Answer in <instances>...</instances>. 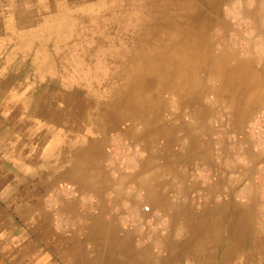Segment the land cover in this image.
Wrapping results in <instances>:
<instances>
[{
  "label": "rangeland",
  "instance_id": "374dc122",
  "mask_svg": "<svg viewBox=\"0 0 264 264\" xmlns=\"http://www.w3.org/2000/svg\"><path fill=\"white\" fill-rule=\"evenodd\" d=\"M230 1L231 9H223V19L218 22L219 25L228 23L227 28L220 31L211 27L207 34L224 38L223 45L217 44L216 48L220 50L223 46L226 58L235 54L240 59L252 58V67L239 68L238 72L232 70L235 68L232 62L218 60L217 75L221 80L202 79L200 86L205 95L192 94L188 99H181L177 94H164L165 110L143 108L134 113L118 108L103 112L100 106L117 88L118 64L126 61L131 30L143 15L138 10L139 0H0L2 140H5L4 134L11 131L13 118L15 135L19 136L25 119L35 122L29 133L36 130L38 122L66 125L70 131L65 130L64 138L71 132L95 134L108 128L110 155L119 169L129 172L137 169V160L146 155L138 135L144 130L165 126L161 132H156L155 149L159 159L164 161L173 154H186L191 160L187 168L191 184L190 208L178 212L182 213L184 223L162 225V211L156 215L158 237H163L157 249L169 250L175 263L199 264V256L194 254L199 248L207 255L223 253L220 247L216 251L212 249L215 205L229 200L245 201L246 189L262 190L264 187V110H249L250 99L246 92L252 84L255 91L264 87V36L258 34L264 32V0ZM244 6L262 10L261 17L255 21L244 18L241 15ZM247 49L251 54L243 52ZM78 63H83L80 65L83 69ZM208 69L203 68V73H209ZM185 108L203 112L205 120L197 124L194 114L195 120L176 122L175 131L172 130V114L185 111ZM132 120L136 121L135 126ZM171 141L174 143L172 150L168 147ZM219 173H222V188L215 190ZM220 191L222 195L219 196ZM147 206L150 208L144 203L143 209ZM238 213L241 216L237 230L243 239L238 247L245 251L247 235L253 228L245 222L246 211ZM208 231L210 242L206 237L203 240V233ZM222 231V245L226 247L230 244L229 225L222 226Z\"/></svg>",
  "mask_w": 264,
  "mask_h": 264
},
{
  "label": "crops",
  "instance_id": "0c3cea01",
  "mask_svg": "<svg viewBox=\"0 0 264 264\" xmlns=\"http://www.w3.org/2000/svg\"><path fill=\"white\" fill-rule=\"evenodd\" d=\"M253 87L246 89L249 110H264V87ZM194 114L197 124L205 120L199 110L174 112L171 129L176 122L195 120ZM34 123L25 119L19 136L13 118L5 140L0 134V264H181L169 250L158 251L163 237H158L156 215L162 211V225L184 223L178 212L190 208L188 155L162 161L155 149L156 131L144 130L138 137L146 155L137 160V169L122 171L110 155L108 128L64 138L70 131L66 125L38 122L29 133ZM168 144L172 150L173 141ZM221 176L217 174L215 190L222 188ZM243 195L245 201L215 205L212 249L220 247L223 253L197 249L200 264H264V187L246 189ZM144 203L150 208L143 209ZM239 210L246 211L253 228L245 251L238 247L243 241L237 230ZM225 225L231 231L226 247Z\"/></svg>",
  "mask_w": 264,
  "mask_h": 264
},
{
  "label": "bare ground",
  "instance_id": "6f19581e",
  "mask_svg": "<svg viewBox=\"0 0 264 264\" xmlns=\"http://www.w3.org/2000/svg\"><path fill=\"white\" fill-rule=\"evenodd\" d=\"M139 1L140 5L138 10L143 13V15L141 19L136 21L131 30V37L128 48L126 49L127 59L124 63L121 62L118 64L119 77L116 79L117 88L100 106V109L103 110V112L107 110H115L117 108L134 113L139 112V110L143 108L165 110L166 101L163 99L164 94H177L181 99H188L192 94L205 95L206 92H204L200 86L202 79L208 77V79L211 78L212 80H221L217 75L218 60L232 62L234 64V66H232L235 67L232 69L234 71L239 68H245L248 70L252 67V58L240 59L237 54L231 58H226L223 46L220 50L216 48L217 44L223 45L225 42L224 38L220 35L208 36L207 34L211 27H217L220 31L227 28L228 23H221L219 25L218 22L223 19L222 10L231 9L230 0ZM92 3L94 2L92 1ZM260 12H262V10H258L255 6H244L241 15L244 18H252L255 21L256 18L261 17L262 13ZM258 34L264 36L263 31L258 32ZM243 52L247 55L251 54L250 49L244 50ZM82 64L83 63L80 65ZM77 65L78 67L80 66L79 63ZM207 67L209 68V73H203V68L205 69ZM81 69H83V67H81ZM256 72L251 73H255L256 75ZM72 73L73 76L74 72ZM201 75L204 76L202 77ZM253 76L251 77L254 78ZM258 76L259 74L257 75V78ZM254 79H256V77ZM101 87H99V89ZM131 122V124L135 126L136 121L132 120ZM160 129H165V126H156L153 130L158 133L161 132ZM250 220L249 217H245L246 224H249ZM205 237L207 242H210L211 237L209 231L206 234L205 232L203 233L204 241ZM195 252L196 251H194V254Z\"/></svg>",
  "mask_w": 264,
  "mask_h": 264
}]
</instances>
